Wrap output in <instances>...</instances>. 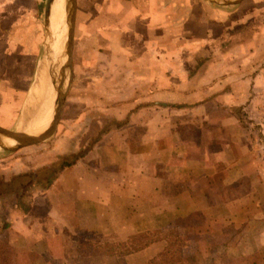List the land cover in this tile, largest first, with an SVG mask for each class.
I'll return each instance as SVG.
<instances>
[{
  "label": "crops",
  "instance_id": "0c3cea01",
  "mask_svg": "<svg viewBox=\"0 0 264 264\" xmlns=\"http://www.w3.org/2000/svg\"><path fill=\"white\" fill-rule=\"evenodd\" d=\"M114 1L77 4L61 119L79 105L91 145L0 156V263L264 264V2ZM41 3L0 0V127L28 136Z\"/></svg>",
  "mask_w": 264,
  "mask_h": 264
},
{
  "label": "rangeland",
  "instance_id": "374dc122",
  "mask_svg": "<svg viewBox=\"0 0 264 264\" xmlns=\"http://www.w3.org/2000/svg\"><path fill=\"white\" fill-rule=\"evenodd\" d=\"M47 1L48 0H42L43 3H41V6L43 7V11H42V24H44V18H45V11H46V6H47ZM83 1V5H81V10H82V14H80L79 17V22H81L83 19H85V15L86 14V10L88 8H98V6L102 7V0H82ZM173 1V4H177V2L179 0H171ZM217 2L220 3H224L226 4V2L221 1V0H216ZM240 0H236L233 3H237ZM264 0H260V3H263ZM252 3L251 0H249V4ZM105 5L108 6L110 9V11L115 10V8H123L124 10L127 11V8H131L132 6H135V4H127V3H123L122 2H115L114 0H105ZM68 6V2L66 4V7ZM256 6V5H255ZM261 8L264 7V5L260 6ZM257 9V7H255V10ZM115 15H109L108 17L110 18V20H107L108 22H113L114 19H116V21H119L120 19H123L124 17L127 19H129L128 15H123L121 16L120 14H118V12L115 11L114 13ZM87 18V17H86ZM91 18V16L89 17ZM93 18H96V16H93ZM125 20V21H126ZM96 22V21H94ZM117 23V22H116ZM118 24V23H117ZM43 34V45H42V49H41V53L42 56L46 55L45 51H44V45L46 42V37H45V32H42ZM62 50H60L56 61L50 65V69H49V84L51 87V92L52 94L54 93V88H53V84H52V80L54 79V77L56 76V72H55V65L56 62L58 61L60 54L62 53ZM25 71V77L26 79H28V76L30 75L32 69L35 70L36 69V64H31V63H25V65L22 66ZM49 68V67H48ZM64 73L62 74V79L64 80V83L67 85L68 84V79H69V70L68 68H65V70L63 71ZM13 76V75H12ZM78 82V81H77ZM21 85V84H19ZM10 87V86H9ZM9 87H6L4 90H10ZM21 87V86H20ZM69 87V86H68ZM71 96H69V100H71ZM54 97L52 100V104H54ZM66 106V115L62 116V119L59 122V125L61 124V126H59L58 130L56 129L51 135L47 136L46 138H42L40 140V142L36 143V144H30V145H23L25 143H19L14 141L13 144L8 145L6 144L5 140L9 139L6 138L5 136L0 134V156H4L8 159L9 162H11L12 160H15V157L17 156V154L15 152H17L18 150H20V148L24 147V146H31L34 147V149L36 150V154H44L45 158L50 159V157H55L57 158L58 156L61 158L63 156V154L65 155V157H67V161L68 162H74L76 157L78 155H81L83 152L86 151V149L91 145L89 142L91 140V136L92 134L95 135L98 132V128L95 127L96 123L95 121H93V125H91L90 130L88 131V135L90 137V139L88 138H83L82 136H85L84 134H86V127L85 126H80V124L76 125L78 122L74 123L72 121H76L82 118L81 115V111L79 108V105H77L74 102L68 101V103L65 105ZM54 108V106H53ZM66 116H69L66 118ZM98 117H101V119H107L106 117H104V113L102 112H89L88 115L85 117L86 120H88L89 125H90V121L91 119L95 120ZM103 117V118H102ZM73 123V124H71ZM74 125V126H72ZM89 128V126H87ZM6 130V129H4ZM6 131L9 132H13V133H17L16 131H13L12 129H7ZM21 134V133H19ZM36 137H39L38 135H36ZM94 137V138H95ZM88 141V143H86ZM15 153V154H14ZM66 153V154H65ZM73 154L76 155V157H72ZM58 157V159H59ZM67 162H65L64 164H66ZM47 176L46 175H42V178H45ZM1 183V182H0ZM4 259H2V261H4L6 264H11V260H10V256H5L3 257ZM1 264V263H0Z\"/></svg>",
  "mask_w": 264,
  "mask_h": 264
},
{
  "label": "bare ground",
  "instance_id": "6f19581e",
  "mask_svg": "<svg viewBox=\"0 0 264 264\" xmlns=\"http://www.w3.org/2000/svg\"><path fill=\"white\" fill-rule=\"evenodd\" d=\"M226 3H233L236 0H221ZM66 4L67 0H49L46 11V42L44 45L45 54L39 60L37 71L30 93L21 108L23 114L33 117V125L28 130L30 136L45 130L53 122L52 92L49 84V69L64 47L66 33ZM49 67V68H48ZM0 125L5 128L15 124L0 115ZM2 127H0L1 129ZM6 144H13L14 140H5Z\"/></svg>",
  "mask_w": 264,
  "mask_h": 264
},
{
  "label": "water",
  "instance_id": "95a60500",
  "mask_svg": "<svg viewBox=\"0 0 264 264\" xmlns=\"http://www.w3.org/2000/svg\"><path fill=\"white\" fill-rule=\"evenodd\" d=\"M208 3L216 4L218 6H224V3L217 2L216 0H204ZM68 6L66 7V18L65 24L67 26L66 33H65V43L64 47L62 48V53L55 65V72L56 76L52 80L53 88H54V117L53 122L47 126V128L41 133L37 134L39 137L28 136L26 134H19L6 131L4 129H0V134L14 140L19 143H25L23 145H30L36 144L40 142L42 138H46L47 136L51 135L58 127L64 101L66 97V93L68 90V86L71 79V58H72V49H73V41H74V26H75V18H76V11H77V4L78 0H67ZM49 0L47 1L48 6ZM238 3V2H237ZM65 68L69 70V79L68 84L64 83L62 79V74Z\"/></svg>",
  "mask_w": 264,
  "mask_h": 264
},
{
  "label": "trees",
  "instance_id": "16d2710c",
  "mask_svg": "<svg viewBox=\"0 0 264 264\" xmlns=\"http://www.w3.org/2000/svg\"><path fill=\"white\" fill-rule=\"evenodd\" d=\"M65 163V162H64ZM64 163H62L64 165ZM67 164V163H66ZM66 165H64L65 167ZM63 167V166H62ZM180 261V259L178 258V256L176 254L174 255H164L162 257V259H160L159 262H165V263H169V264H174V263H178Z\"/></svg>",
  "mask_w": 264,
  "mask_h": 264
}]
</instances>
